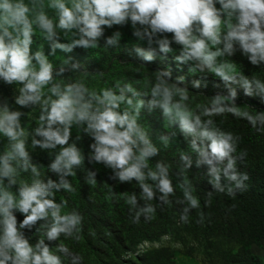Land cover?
I'll return each instance as SVG.
<instances>
[{
  "label": "clouds",
  "instance_id": "obj_1",
  "mask_svg": "<svg viewBox=\"0 0 264 264\" xmlns=\"http://www.w3.org/2000/svg\"><path fill=\"white\" fill-rule=\"evenodd\" d=\"M126 28L135 39L124 45L133 62L149 68L158 57H171L187 75L157 67L150 75L138 72L139 79L91 86L104 73L70 54L118 49ZM238 54L264 71V0H0V85L13 89L11 97L0 91V264H82L66 241L83 240L84 214L57 194L78 193V171L95 188L99 170L89 165L111 170L109 179L118 184L139 187V195L117 194L104 182L105 198L118 195L131 224L141 217L151 222L158 207L175 203L181 222L190 223L196 210L195 223L203 225L206 213L189 175L194 164L207 168L213 189L205 207L214 192L245 191L250 176L237 163L248 152L238 153L241 137L214 119L230 114L264 133V110L240 103L241 93L264 103V78L246 74ZM210 82L215 91L199 101ZM155 113L165 129L159 134L144 122ZM178 136L190 151L179 152L173 172L171 163L156 158Z\"/></svg>",
  "mask_w": 264,
  "mask_h": 264
},
{
  "label": "trees",
  "instance_id": "obj_2",
  "mask_svg": "<svg viewBox=\"0 0 264 264\" xmlns=\"http://www.w3.org/2000/svg\"><path fill=\"white\" fill-rule=\"evenodd\" d=\"M130 30V28H129ZM131 31V30H130ZM125 42L129 46L135 43V39L131 34L125 33ZM120 56H125L123 53ZM132 57V56H130ZM239 54L237 59H239ZM199 101L207 102L205 99H198ZM163 128L162 120L159 113L152 114ZM216 124L224 131H230L239 137H241L237 152L247 150V157L241 162L238 161L237 167L241 172H247L250 179L246 181L247 189L243 192L237 191L235 196H228L224 193L214 192L212 196L211 206L205 207L204 201L207 197V192L213 190L212 186L208 183V177L206 176L207 168L202 166L200 168L193 166L189 175L193 179V183L196 185V195L201 200V210L206 213L205 223L203 225H197L195 223L198 219L197 211L193 210L190 215V223L185 224V230L188 233H193L196 230H203L206 233H212L213 235H223L230 231H233L232 236L234 238L243 239L247 238L251 241H255L257 244L264 245V133L256 131L247 120L242 118H236L232 115L215 117ZM75 131V130H74ZM91 143L90 139L85 137L82 142V147L87 151L88 145ZM181 150L190 151L189 143L182 136H178L171 147L167 150H162L161 155L156 159H163L165 162L172 164V170L175 171L176 166L179 164V152ZM195 160V155L193 154ZM155 161H152L154 163ZM98 169V185H103L105 181L115 186V192L122 193L128 191L129 193L135 191L139 195V187L133 182L132 184H118L115 181L109 179L111 170L104 168L102 165H89ZM47 174V169L44 170ZM175 180V176L173 175ZM78 186L79 196L78 199H74V196L66 193H58L57 199L60 196H68L69 203H78L76 208L81 207L82 212L92 214L94 207H96L97 200L91 198V194L94 188L89 187L83 181V173L78 171V176L75 179ZM227 183V181H225ZM97 185V186H98ZM179 190H177V196H179ZM175 198H173L174 200ZM81 201H86V204ZM83 205V206H82ZM168 207V206H166ZM168 209L179 217L180 206L173 203ZM93 217L87 215V219L84 222V226L89 223L91 227H98L103 225L109 235L112 236L113 248L112 252L107 254L106 258L102 261L104 264H121L117 257H121L129 250H135V247L139 244H155L160 241V238L169 235V228L166 226L155 227V222L160 219L159 214L157 218L151 222H145L143 217L139 224H131L129 222L128 206L124 204V201L115 196L112 199L111 207L108 211H105L103 218L100 215L92 214ZM92 217V218H91ZM36 237H34L35 240ZM88 244L86 250H81V253L73 252V254H79L83 257L82 264H91L90 259L94 249ZM168 251L164 246L157 247L151 253L138 256V264H160L154 263L155 260L160 258ZM231 252V250H229ZM109 257V258H108ZM248 260L252 264H264L261 257L256 254H249Z\"/></svg>",
  "mask_w": 264,
  "mask_h": 264
},
{
  "label": "rangeland",
  "instance_id": "obj_3",
  "mask_svg": "<svg viewBox=\"0 0 264 264\" xmlns=\"http://www.w3.org/2000/svg\"><path fill=\"white\" fill-rule=\"evenodd\" d=\"M124 32L126 34H131L129 28L124 29ZM124 39L122 41L121 47L118 49H102L95 54H91L90 52H86L82 49H77L72 54H70L74 57V59L87 65L90 71L98 70L104 73L103 77L97 76L96 79L91 82V86L96 88L109 86L115 79L121 78L139 79L140 74H137L138 72L150 75L151 69L154 70L157 67L171 66L174 75H187L186 70L181 71L172 62L171 57H168L167 59L158 57L156 63L149 65V68L138 65L132 61L134 58L130 57L127 52H125L124 45L126 42ZM122 53L125 56H120ZM237 60L238 62L242 63L246 74L251 75L252 73L257 72L262 78H264V71H261V68H254L248 64L245 58L241 56ZM192 79L194 78L190 76L188 77L189 86H191L190 81ZM0 91H2V93L8 97H11L13 94V89L9 86L0 85ZM202 91H206V94L200 93L198 95V99H205L207 101V94H211L215 91V89L212 88L210 82L209 88ZM240 103L256 110H264V103H261L259 99L245 97L242 93L240 96ZM37 115L38 110H35L31 113V118L28 120V124L31 127H35V118ZM144 122L150 125L155 134L161 133L162 127L159 126L154 116L145 114ZM73 132L75 134L74 130ZM35 155L38 160L47 164L48 160L46 154L37 151ZM73 183L78 188L75 180ZM107 194L108 188L105 186V184H99L93 189L91 198L97 200L98 202L96 203V207H94L92 214L100 215V217L103 218L105 211H108L112 204V200L109 201L105 198ZM78 196L79 190L78 193L74 195V199H78ZM81 202L86 204V201ZM78 204L79 202L69 203L70 207H77ZM78 209L80 212H82L81 207H78ZM89 213V211H86L84 215L85 220L87 219V215H91L93 217V215ZM157 214H159L160 219L153 221L156 223L155 227L166 226L170 230L169 235L161 237L160 241L156 242L155 244H139L135 247V250H129L121 257H117V260H119L121 264H138V256L151 253L161 245L167 248L168 251L160 256V258L155 260L154 263L252 264L248 260V255L250 253L261 257L264 263V245L257 244L255 241H251L247 238H234L232 236L233 231L231 229L228 233L223 235H213L212 233H206L203 230H196L193 233H188L185 230V224L181 222L179 217H177L172 210L170 211L168 207H164L163 209L158 207ZM98 224V227H91L89 223L86 224V227L84 226V238L79 244H73L71 241H66L70 251H76L78 253H81V250H86L88 244L90 243V247L94 249L90 259L91 264H103L102 261L106 258L107 254L112 252L113 248L111 239L112 236L109 235L107 229H105L103 225L100 226V223ZM91 233H94V235ZM229 250H231V252Z\"/></svg>",
  "mask_w": 264,
  "mask_h": 264
}]
</instances>
